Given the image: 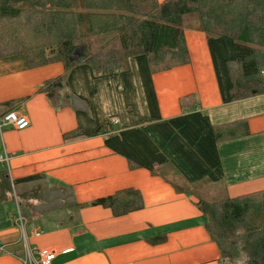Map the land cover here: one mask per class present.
Returning <instances> with one entry per match:
<instances>
[{"label": "crops", "instance_id": "1", "mask_svg": "<svg viewBox=\"0 0 264 264\" xmlns=\"http://www.w3.org/2000/svg\"><path fill=\"white\" fill-rule=\"evenodd\" d=\"M183 37L188 62L157 71L141 54L110 73L0 56V111L28 119L0 134L9 184L0 187V264H40L41 250L54 252L50 264H227L195 198L152 172L170 168L184 183L204 180L228 197L264 189V93L231 97V38L192 29ZM57 76L55 98L67 102L55 109L39 88ZM229 123L241 125L237 134L216 139L213 127ZM123 188L139 191L141 208L112 216L80 205Z\"/></svg>", "mask_w": 264, "mask_h": 264}, {"label": "trees", "instance_id": "2", "mask_svg": "<svg viewBox=\"0 0 264 264\" xmlns=\"http://www.w3.org/2000/svg\"><path fill=\"white\" fill-rule=\"evenodd\" d=\"M185 29L206 38L232 39L234 59L227 61L234 65H227L231 97L264 93V0H0V56L22 54L29 66L60 61L68 70L84 63L94 72L110 73L123 69L128 57L141 54L150 71L164 70L188 62ZM76 48L81 51L77 58ZM61 88L63 78L57 76L45 80L39 90L52 100ZM239 126L213 127L214 136L232 138ZM76 134L68 131L62 137ZM5 173L0 170V187H9ZM152 173L166 177L176 192L195 198L221 260L234 264L240 242L247 264H264V189L228 197L218 187L220 195L215 197L208 190L216 186L204 180L184 183L170 168ZM54 194H62L61 187ZM86 204L120 216L141 208L142 199L138 190L123 188L80 205Z\"/></svg>", "mask_w": 264, "mask_h": 264}, {"label": "built area", "instance_id": "3", "mask_svg": "<svg viewBox=\"0 0 264 264\" xmlns=\"http://www.w3.org/2000/svg\"><path fill=\"white\" fill-rule=\"evenodd\" d=\"M27 125H28V119L26 118L24 114L14 111V110H10V109L0 111V134L4 128L20 130V129L27 127ZM7 161H8V158L5 152L0 153V164L6 165ZM16 212H17L16 219H15L16 224L22 228L25 222V219L22 216V214H20L17 208H16ZM0 252H4L3 244H0ZM38 253H39L40 264H50V260L54 256L53 251L41 250ZM27 257H28V252H26V259Z\"/></svg>", "mask_w": 264, "mask_h": 264}, {"label": "rangeland", "instance_id": "4", "mask_svg": "<svg viewBox=\"0 0 264 264\" xmlns=\"http://www.w3.org/2000/svg\"><path fill=\"white\" fill-rule=\"evenodd\" d=\"M93 40H95V39H93ZM95 42L92 44L93 46H95ZM80 53H81V51H80V48L78 49V48H76L75 49V51H74V53H73V55H74V57H79V55H80ZM56 97V95H54L53 96V98H52V102H53V106H54V108L55 109H58V107H61L62 105H63V103H60L61 101H63V100H65L66 102H67V99L65 98V97H63V98H55ZM58 103V104H57ZM40 186V185H39ZM207 186V185H206ZM42 188V187H41ZM208 188H210V187H208ZM58 189V188H57ZM42 189H40V188H36L34 191V194H36V195H39L40 197H43V195H44V193L41 191ZM202 190H204V189H202ZM217 192H218V187H211L209 190H208V193H210L212 196H215V197H217V196H219L220 195V193L219 194H217ZM63 194V193H62ZM204 198L205 199H207L206 198V196H204Z\"/></svg>", "mask_w": 264, "mask_h": 264}, {"label": "clouds", "instance_id": "5", "mask_svg": "<svg viewBox=\"0 0 264 264\" xmlns=\"http://www.w3.org/2000/svg\"><path fill=\"white\" fill-rule=\"evenodd\" d=\"M240 234H241L240 232L237 233V235H240ZM238 249H240L239 255L235 257L234 264H247V260L249 259V257L242 250V245L240 244V242H238Z\"/></svg>", "mask_w": 264, "mask_h": 264}]
</instances>
